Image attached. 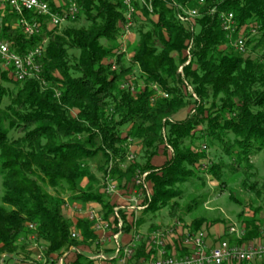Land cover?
I'll return each mask as SVG.
<instances>
[{
	"label": "trees",
	"instance_id": "1",
	"mask_svg": "<svg viewBox=\"0 0 264 264\" xmlns=\"http://www.w3.org/2000/svg\"><path fill=\"white\" fill-rule=\"evenodd\" d=\"M144 1L153 12L134 2L145 20H139L143 25L136 30L139 41L132 66H138L146 87L135 96L121 88L133 74L117 53L126 13L122 0H80V13L72 23L83 19L85 25L60 33L46 27L49 42L37 77L17 82L0 69V254L30 257L31 236L45 243L47 258H60L70 246L98 242L88 219H68L63 197L70 196L71 204H98L103 219L114 223V204L99 189L95 192L99 182L89 163L96 157L103 160L99 172L115 178L122 189L138 171L149 173L154 194L138 227L149 213L176 209V200L185 193L181 187L202 181L201 172L221 187L223 174L233 166L247 182L255 176L251 158L264 152V0H205L202 7L197 0ZM174 2L199 9L194 33L179 22L181 10ZM231 12L238 31L246 24L260 27L259 37L248 42L254 56L245 57L230 46L219 16ZM4 23L2 38L12 42L19 55L43 44L42 37L27 39L11 25L1 26ZM190 40L192 60L183 78L199 101L184 89L178 74ZM113 58L116 63L104 64ZM153 84L169 98L156 99ZM192 105L186 120H167ZM130 138L138 141L142 157L123 171L117 164L125 162ZM202 141L221 151L217 163H207L206 172L202 169L208 155L198 145ZM165 142L174 155L158 167L152 159ZM204 202V196L193 200L187 211ZM204 220L194 221L192 232ZM259 222L257 217L246 222L239 245L261 236ZM72 229L79 231L80 242L71 238ZM129 229L127 223L125 232ZM146 243L142 239L136 257L144 255ZM71 264L92 262L78 255Z\"/></svg>",
	"mask_w": 264,
	"mask_h": 264
},
{
	"label": "rangeland",
	"instance_id": "2",
	"mask_svg": "<svg viewBox=\"0 0 264 264\" xmlns=\"http://www.w3.org/2000/svg\"><path fill=\"white\" fill-rule=\"evenodd\" d=\"M145 3L146 2L144 1V5H145ZM178 5H181V4H178ZM183 5L186 7H189V8H193V7H190L186 3ZM145 6H147V8L151 12H153L151 5L147 4ZM199 6L202 7V5H199ZM194 9H197V8H194ZM135 10H137V11H136V14L134 16V19H135V17L138 18V22L135 23V20H134L135 25L129 31H127V29H126V31H124L125 25L124 24L122 25L123 31H121V35L118 38L119 39L118 40L119 51L117 52L118 55L122 56L121 61H122V64L124 65V67H132L133 74L126 76V78L124 80L125 83L122 85L121 88L123 90H128L129 92H131V94L133 96H135L137 93L143 91L146 87L145 80H143L140 77V72H139L138 66H135V65L132 66V62H133L134 55H135V52H133V49H134V46L136 45V43L139 41L138 34H137L136 30H137V27H140L143 25L142 23H139V20H140V22L145 20L142 12L139 11L138 9H135ZM179 10H181V8H179ZM197 10L199 11V9H197ZM2 14L6 16L4 18V20L6 22L4 23L3 22L4 20H2V22H0V24L1 23H4V24H2L1 26H5L6 24H8L9 26L11 25V27L13 29H16L13 31H17L18 33L21 32L23 34L21 28L17 27V18L15 16L8 15L7 12H4ZM153 18L156 20V17H153ZM196 19L194 21L197 24ZM195 23L193 26H188V25H185L183 23L182 24L185 25V27L187 28L188 31L194 33L196 31ZM253 24H255V23H253ZM82 25H85L83 19H80V20L76 21L75 23H72V22L66 23V24H63L61 26V30L58 31V33H60L62 31V29L66 28V27H69V26L81 27ZM249 25H251V24H249ZM247 27H249L248 24H246V26H244V28L241 29L242 34H243V39L246 41L247 52L245 54H243L245 57H247L249 55L254 56V52H253L252 47L249 43L256 40L257 37H259L257 35L252 36L251 33L248 31V29H246ZM222 29H223V27H222ZM240 33L239 34L237 33L238 34L237 37H234L235 33H233L231 36L226 33L228 35L230 46L233 47L235 50H237L235 48V44L241 35ZM2 34H3V29H0V39H2L4 41H8V40L2 38ZM34 37H40L41 38L43 36H33L32 38H28V37H26V38L27 39H33ZM43 40H44V38H43ZM43 40H42V42H43ZM8 42L11 43L12 49L15 50V48L13 47L14 44L10 41H8ZM252 43H254V42H252ZM47 45H48V43L45 46V50H46ZM192 46H193V40H190V43L188 44V47H187L186 52H185L186 62L178 70V74L182 78H183L184 67L190 66V62L192 60V50H191ZM222 48L226 49L225 47H222ZM189 50H190V57L188 55ZM116 61L117 60L113 58V59L106 60L104 62V64L108 63V62L109 63H116ZM114 67H115V65H114ZM0 69H2V68L0 67ZM9 76L12 77L11 73H9ZM183 81L185 82L184 89L189 94L193 95L195 100L199 101V98H198L196 92H194L193 87L189 84L188 81L185 80V78H183ZM151 88L153 89L154 93L156 94V96H155L156 99L157 98H163V99L169 98V94L164 92V91L162 92V90L159 88V86L157 84L151 85ZM166 95H168V97H166ZM156 99L153 98L152 101H154ZM193 109H194L193 105L188 106V108L181 110L177 115H175L172 118H168L167 120L176 121V122L186 120L190 115H192ZM128 131H129V128L126 129L125 131H123L122 137L126 136ZM126 145H127L126 147H127L128 151H127V154L125 155V158H126L125 162L124 163L121 162V163L117 164V166H119V168L122 169L123 171L126 170L128 167H130L133 162L140 160V158L142 157V154L140 151L141 148H140V146H138L139 145L138 141L136 142L130 138V140L127 142ZM198 145L208 155V161L204 162L203 169H202L203 171L206 172L207 168H208L207 163H211V162L217 163V161H219L218 158L221 155V151L218 150L216 152L214 149H212L210 147V145L208 144V141H202V142L198 143ZM169 147H170V149H169ZM130 154L134 155L133 161L128 160V157ZM173 155H174V150H172V147L167 142H165V144L161 147L160 154L158 156H156L158 158L156 160V164L159 165L158 167L164 166L166 161L170 160L173 157ZM153 159H152V161H153ZM251 161H253L252 162L253 166L256 168L255 170H252L251 172L256 173V174L248 182L246 181L245 176L242 175L241 171L237 170V172H235L234 166L232 168H229L227 173L223 174V176L225 177L223 187H221L220 183L215 181L212 176L204 175L205 174L204 172L199 173V175H201V177L204 178L202 181L195 180L190 185H184L183 187H181L185 193H184L182 199L176 200V203H177L176 209H171V206H168V208L161 210V211L155 213L154 215L150 214V213L147 214L148 220L145 221L146 223H145L144 229L145 230L147 229L148 231H144L143 228H141V231L144 233L150 232L149 234H152L155 231H167L169 229H172L174 231L173 232L174 234L165 238V241H164V243H165L164 248L166 249L167 254L170 257L173 255L169 254V252H168L169 249H167V244H169V240L173 238L172 241L174 240L175 242H177V240H175V238H177L176 236H178L180 239V242L182 244L183 239L186 237V235L196 233V232H192V224L198 218L205 219L204 220L205 223L197 231H205L206 232L207 228H209L211 226L222 225L225 227L226 232H229L231 227H235L238 231L244 232L246 222L254 219L255 217H257L260 220V222L258 224H259V230H261V228L264 225V152H260L256 155H254L251 158ZM102 164H103V160H101L98 157H96L95 159H93L89 163V167L92 168L93 173L95 174V176H97V178H98L97 180L99 182L96 186L95 192L98 189L101 192L102 187H103L104 183L106 182L105 177L108 176V175H105V174H102L101 172H99L98 167L101 166ZM110 166L111 167L109 169L111 172V171H113L114 166H112L111 164H110ZM138 172H140V171H138ZM109 173H107V174H109ZM144 173H147L149 175L148 172H144ZM137 174L132 177V179H131L132 181L128 184L127 187H125L123 189L120 187V183L115 178H112V179H114V181L116 183L117 193L115 194V196H113L111 198L108 197L109 198L108 200H110V202H113L116 197L122 196L124 198V203L127 202L125 207L128 205L129 202H131L130 203L131 206L134 208H137V209H134V210H136V211H134L136 213H134V212L133 213H126L127 214L126 217L129 216L128 214L133 215L134 217H136L135 215H138V214L141 215L143 213V210H145V209H143V207L147 208V202H148L147 192L151 193L152 195L154 194L153 193V185L150 182V180L148 179V176L146 177V184L148 185V187L150 189L145 190V192H141L142 190H139V188L134 187L136 184L135 183L136 182L135 177L137 176ZM1 181H2V179L0 178V190L2 191ZM133 191H135L136 194H134ZM122 192L124 195L122 194ZM50 193L53 194V191L50 190ZM202 196H204L205 202L202 205H200L199 207H197L195 210L188 212L187 211L188 205L193 200H196ZM63 197L67 203L66 206L69 207V205L71 204V200L69 199L70 196L64 195ZM76 204H79V203H75L74 205H76ZM66 206L64 207L65 215L68 217V219L70 218L72 221H74V217H75L74 213L72 211H70V209L66 208ZM114 207L120 208L121 213L125 212V210H126V208L124 206H117L116 204H114ZM69 208H72V204L70 205ZM121 216H122V214H121ZM133 229L135 230L134 231L135 234L138 233L139 236L144 237L143 240L147 239V243H148V236L147 235L144 236L142 234V232H140V230H138L137 228L136 229L133 228ZM124 231H125V229H124ZM123 234H124V232H123ZM31 241H33V242L29 241L28 244H29L30 249H32L33 251L34 250L36 251L35 253L37 256L35 257V260H34V262H35L39 255L43 254L44 256H46V254H44L45 243L44 242H42V243L37 242V240H32V239H31ZM77 241L80 242L81 240H77ZM131 241H133V240H131ZM131 241H130V243H131ZM231 245H233V244H231ZM99 251L100 252L102 251L105 254H108L104 250H99ZM151 252L152 251H150V253H149L150 254L149 259L152 257ZM142 257H140V258H142ZM143 258H148V257H143ZM16 259H18V260H20V259L33 260L34 258L32 259V257L27 258L26 256H18L17 255ZM48 260H49V258H48ZM48 263L52 264V262H47V264ZM39 264H41V263H39Z\"/></svg>",
	"mask_w": 264,
	"mask_h": 264
},
{
	"label": "built area",
	"instance_id": "3",
	"mask_svg": "<svg viewBox=\"0 0 264 264\" xmlns=\"http://www.w3.org/2000/svg\"><path fill=\"white\" fill-rule=\"evenodd\" d=\"M80 0H53V4L49 0H0V22L6 17L2 13L7 12L8 15L15 16L17 18V27L21 28L23 34L32 38L33 36H43V44L41 46L34 47L32 50H28L23 54H18L11 47V43L0 39V67L4 71H9L12 78L17 81H25L27 79L35 78L41 73L40 60L43 57L45 46L48 43L46 39L45 28L61 30V26L66 23L75 21L77 15L80 13L79 8ZM135 1L144 3L143 0H122L125 7V28L124 31L132 29L134 24V16L136 14ZM199 5H203L205 0H197ZM187 4V3H186ZM173 6L181 8L178 14V19L185 25L193 26L195 19L199 17V11L194 8H189L184 5H178L174 2ZM219 19L222 22L223 30L230 36L233 33H240L235 48L241 54L247 52L246 41L243 39L242 30L238 31L236 20H234V14L221 13ZM196 25V23H195ZM246 29L252 36L259 35L260 27L257 24L248 25ZM244 28V27H243ZM246 31V30H245ZM57 33V32H56ZM190 57V50L188 52ZM168 97V95H166ZM170 149V147H169ZM129 161L134 160V155L130 154ZM147 173L138 172L135 177L136 184L134 187L145 192L148 189L146 184ZM105 183L102 187L101 193L111 198L117 193V186L111 177H106ZM136 194L135 191H133ZM153 195L147 192V200H150ZM132 201V200H131ZM125 207L129 210H134L130 204ZM66 208H69L66 206ZM78 214L82 215L87 213V218L92 223V230L94 233L100 231H114L111 239L113 242V255H107L104 252L92 255L89 260L92 264H256L258 261H264V225L261 228V236L249 241L245 244L231 245L229 242H224L218 246L210 248L207 244V233L205 231H197L196 233L188 234L183 239L182 245L189 249V252L181 258L174 256H168L165 247V238L173 235L174 231L169 229L167 231H155L148 236L149 250L152 251V257L149 258H136L138 245L141 243L144 237L135 234L131 243L124 244L121 240L125 229V223L121 216V209L114 207V213L112 221L114 223L105 221L100 213L95 210L91 205L85 208L84 211L81 208L76 207ZM143 209H146L143 207ZM139 210V209H138ZM31 230L35 229V226L29 225ZM229 233L237 235L242 239L245 236V232L238 231L235 227H231ZM71 238L74 240H82L78 230L72 229ZM35 240L33 236L30 240ZM79 246H70L69 250L63 253V256L55 257L51 256L48 260L46 256L39 255L34 260L16 259V256L9 255L7 253L0 254V264H7V262L14 261L15 263H29L35 264H68L71 255H81ZM49 264V263H48Z\"/></svg>",
	"mask_w": 264,
	"mask_h": 264
},
{
	"label": "crops",
	"instance_id": "4",
	"mask_svg": "<svg viewBox=\"0 0 264 264\" xmlns=\"http://www.w3.org/2000/svg\"><path fill=\"white\" fill-rule=\"evenodd\" d=\"M157 159L158 158L155 157L153 159L152 163L156 166H159L156 164ZM85 183H87V182H85ZM148 189H150V188L148 187ZM122 194H123V192H122ZM112 203L116 204L117 206H124L125 207L127 202L124 203V198L122 196H119V197H116ZM70 205H69V207H70ZM90 205L93 208H95V210L99 211L98 204H94V203H88V204L83 203V204H76V205L72 204V208H68V209H70V211H72L74 213V215H75L74 221L77 219H83V218L86 219L87 218V215H86L87 213H83L82 215L78 214L79 210H77L76 207L81 208L84 211H86L85 208L89 207ZM134 211H136V210L126 209L125 212H123V213L126 216L127 215L126 213H133ZM144 211L145 210H143V212ZM134 213H136V212H134ZM128 215L129 216H127L125 218L126 222L123 219V221L125 223V227L127 226V223L130 225L129 231H126V232L124 231V234L121 236V240L124 244H127L128 242H130L133 239V235L135 234V232H134L135 230L133 228H135V229L137 228L138 230H140V232H142L141 228L144 229L145 223H146L145 222L144 224L140 225V227L137 226V223H138L137 221L140 219L139 217L144 216L143 213L141 215L140 214L135 215L136 217H134L133 215H130V214H128ZM146 220H148L147 216L145 217V221ZM144 231H148V230L144 229ZM112 233H114V231H107V232L106 231H104V232L100 231L98 233H95L97 238H98V242L91 244V245H85L84 244L82 246H79V249L82 253L81 255H84V256L86 255V257L89 259L92 255H96L97 253H99V250H104L105 252L108 253L107 255H113V252H114L113 251V242H112V239L110 237V236H112ZM149 233L150 232H148V233L142 232V234L144 236L148 235ZM205 233H207V235H208L207 244L210 248L218 246L221 243H224L226 241L229 242L230 244H233V245H239V243H240L239 238L234 234L226 232L225 227L222 225L211 226V227L207 228ZM176 237L177 238H175V237L174 238H175V240H177V242H175L174 240L172 241L173 238L170 239L169 244H167V249H169L168 250L169 254L173 255L174 257L181 258L189 252V249L186 247H183V245L180 242L179 237L178 236H176ZM144 240L147 242V239H144ZM245 243H247V242H244L241 244H245ZM138 248H139V246H138ZM138 248H137V250H138ZM30 250L32 251L30 254V257H32V259L34 258L33 260H35V257L37 256L35 253L36 251L35 250L33 251L32 249H30ZM144 252H145L144 253L145 255H142V256L149 258L150 257V254H149L150 250H149L148 243H146L144 246ZM137 253H138V251H137ZM77 257L78 256H76V255H71L68 264H71L73 261H75ZM136 258L140 259V257H136ZM7 264H18V263H15L14 261L9 260L7 262ZM21 264H35V263L29 262V263H21ZM227 264H229V263H227ZM256 264H264V261H258V262H256Z\"/></svg>",
	"mask_w": 264,
	"mask_h": 264
}]
</instances>
